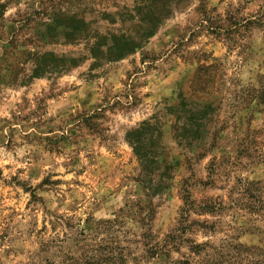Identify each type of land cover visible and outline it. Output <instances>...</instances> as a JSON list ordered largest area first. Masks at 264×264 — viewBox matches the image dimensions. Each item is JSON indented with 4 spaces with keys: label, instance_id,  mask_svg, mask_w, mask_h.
Instances as JSON below:
<instances>
[{
    "label": "rangeland",
    "instance_id": "1",
    "mask_svg": "<svg viewBox=\"0 0 264 264\" xmlns=\"http://www.w3.org/2000/svg\"><path fill=\"white\" fill-rule=\"evenodd\" d=\"M263 89L264 0H0V264L264 250ZM143 125L160 168L127 140Z\"/></svg>",
    "mask_w": 264,
    "mask_h": 264
},
{
    "label": "trees",
    "instance_id": "2",
    "mask_svg": "<svg viewBox=\"0 0 264 264\" xmlns=\"http://www.w3.org/2000/svg\"><path fill=\"white\" fill-rule=\"evenodd\" d=\"M159 21L155 25L153 24L151 28H156ZM152 29L145 34L142 40H125L120 44H117L114 41V45L107 52L108 55H111V58H121L133 53L142 46L146 40L145 37L148 38L152 35ZM261 94L264 99V89ZM181 106L183 108L182 110H185L186 113L196 112L198 108L193 109V107H190L193 105H190L186 101H183ZM150 128L151 125H143L140 128L131 131L127 135V140L133 146L134 153L140 159L142 166L151 170L153 166L157 168H160L161 166L159 158L160 151L162 150V135L160 132L150 134ZM195 208L196 203L190 196H188L185 206L182 209V217L180 220L182 225L181 229L168 236L169 238L176 239V241L179 239V234H183L185 232L186 226L184 225L188 224L187 221L189 220V215L195 211ZM208 211L213 212L211 209H208ZM108 223L109 225L111 224V222ZM191 248L196 259H188L185 261L179 260L174 262V264H264V250L261 248H250L242 244H231L229 247L220 246L212 248V250L207 249L204 245H192ZM67 259L71 262V264H126L127 254L125 253V249L108 247L107 249H103V251L98 254L95 253L86 256L84 259L85 261H83L81 257L76 258L73 256H69Z\"/></svg>",
    "mask_w": 264,
    "mask_h": 264
}]
</instances>
